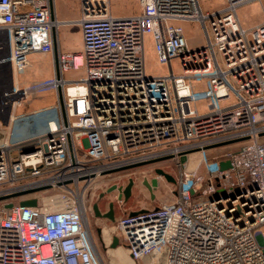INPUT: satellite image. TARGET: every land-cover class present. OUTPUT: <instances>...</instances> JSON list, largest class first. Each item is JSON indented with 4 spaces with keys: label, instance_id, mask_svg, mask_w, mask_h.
<instances>
[{
    "label": "built area",
    "instance_id": "2783aa9c",
    "mask_svg": "<svg viewBox=\"0 0 264 264\" xmlns=\"http://www.w3.org/2000/svg\"><path fill=\"white\" fill-rule=\"evenodd\" d=\"M205 1L138 0L139 13L115 16L110 0H80L82 51L63 53L54 0H0V196L172 157L174 198L116 221L131 257L264 264V0H225L211 12ZM253 2L263 19L245 28L238 10ZM184 21L203 25V46L189 44ZM148 35L166 75L147 74ZM37 53L53 57L54 75L22 86ZM81 69L80 79L65 76ZM47 90L53 105L19 113ZM6 203L0 264H104L83 200L63 210Z\"/></svg>",
    "mask_w": 264,
    "mask_h": 264
},
{
    "label": "rangeland",
    "instance_id": "374dc122",
    "mask_svg": "<svg viewBox=\"0 0 264 264\" xmlns=\"http://www.w3.org/2000/svg\"><path fill=\"white\" fill-rule=\"evenodd\" d=\"M112 5V13L115 16H128L137 14L140 12V6L138 0H110ZM225 5V0H208L201 3L203 10L206 12H211L214 10H219ZM238 14L243 27L252 28L254 25L262 22L263 16L261 11L260 3L253 2L243 5L239 8ZM184 30L185 37L187 38L189 44L192 47L198 48L203 46L206 41V33L203 25L196 22L184 21L179 23ZM207 28L211 36H213V30L211 23H207ZM81 28H60L59 33V44L63 53H77L82 51V41H81ZM145 59H146V71L150 76H162L166 75L168 67L160 64L153 37L148 35L145 38ZM32 63L31 72L35 73L34 77L36 79L34 83H42L43 81L52 78L53 73V57L50 54H33L30 56ZM175 72L179 73L180 69L177 67V63L174 62ZM49 76V77H48ZM67 78L80 79L85 76V71L83 69L79 71H71L66 73ZM48 79H45L47 78ZM56 99V95L53 91L47 90L42 94L35 97H31L27 100L23 106L19 109V113L27 112L31 108H44L48 107L52 99ZM40 118L44 119L45 116ZM45 120V119H44ZM30 132H34V129H30ZM28 133V130L26 131ZM236 149V148H234ZM201 157V154H198ZM195 162L197 160H194ZM195 162L189 163L190 167H195ZM161 168L164 169L168 174L174 176L176 179L179 177L177 173V168L172 162H166L161 164ZM158 178L159 188L154 192L155 199L151 197L148 189L144 185L145 180H152ZM133 179L135 181L132 190V199L130 202L134 203V206L152 208L160 205L162 202H166L174 198V192L177 191V184L167 181L164 177L158 176L157 173H113L108 175L98 174L96 177L92 178L88 182L85 179L79 181L78 183H64L50 185L49 189L30 194L28 196L15 199L13 202L17 203L22 199L36 198L40 206L48 210H63L72 209L77 206L79 202V197L83 200L88 209H92L95 203H99V197L101 193H107V191L114 185L117 187H126L129 180ZM118 191H113L109 194L112 202L117 206L118 202L115 196ZM135 198V200H134ZM116 200V201H114ZM104 202V201H103ZM129 202V203H130ZM2 205L4 201L0 202ZM137 209V208H136ZM123 216V215H122ZM121 216V217H122ZM90 225L93 233L97 227L101 228L103 231L101 234V239H96V244L98 250L101 254V258L104 264H149V260H134L127 250V247L120 244L116 248H112L114 235V229L116 221L102 220L96 223L95 216L90 219Z\"/></svg>",
    "mask_w": 264,
    "mask_h": 264
},
{
    "label": "water",
    "instance_id": "95a60500",
    "mask_svg": "<svg viewBox=\"0 0 264 264\" xmlns=\"http://www.w3.org/2000/svg\"><path fill=\"white\" fill-rule=\"evenodd\" d=\"M243 140H247V139L228 141V142L218 144V145H215V146L209 147V148H219L221 146L234 144V143H237V142L243 141ZM171 158L172 157H165V158L150 160V161H146V162H139V163H133V164L123 165V166H119V167H114L111 169H106V170L101 171L100 175H108V174H113V173L127 172V171H130L133 169H137V168H141V167H145V166H149V165H155V164H158V163H161L164 161H168ZM186 161H187V155H184L182 157V162H186ZM221 167L223 170H225V169L230 167V163L224 162V163H222ZM155 173H157L158 176L164 177L165 179H167V181H169L171 183H176L173 176L168 174L162 168L155 169ZM89 177L90 178L96 177V173H92ZM89 177H85L84 179L89 178ZM68 182H70V181H67L66 183H68ZM134 184H135V181L133 179H130L129 183L126 187H117L116 185H114L107 191V193H111V192L117 190L119 193L118 201L126 202L132 197V190H133ZM144 185L149 190V192L152 194L151 196L153 198L154 197V191H156L159 188L158 178H154L150 181L145 180ZM50 187H51L50 185H45V186H40V187L27 189V190H23V191L8 193V194L0 196V202H2V201L7 202L5 204V207L6 208H12L14 205L13 201L15 199L22 198V197L28 196L30 194L49 189ZM105 195H106L105 193H102L100 195V198H103ZM20 205L25 206V207H37L38 206V200L36 198L22 199V200H20ZM93 208H94L95 215L97 217L109 219L111 221H115V204H114V202L110 203L109 211L107 213L101 212L98 203H95ZM99 232L101 233V230ZM118 241H119V239L117 237H114L113 243L111 245L112 248H115L117 246Z\"/></svg>",
    "mask_w": 264,
    "mask_h": 264
},
{
    "label": "crops",
    "instance_id": "0c3cea01",
    "mask_svg": "<svg viewBox=\"0 0 264 264\" xmlns=\"http://www.w3.org/2000/svg\"><path fill=\"white\" fill-rule=\"evenodd\" d=\"M54 6H55L56 18L61 23V25H60V27L58 29V44H59L60 28L79 27L78 22H79V20L81 18V6H80V0H54ZM81 41H82V35H81ZM59 46H60V44H59ZM51 61H53V60H51ZM33 75H35V73L31 72V68L28 69L27 71H25L24 73H22L19 76V81L22 84V86H28V85L33 84L35 81H37L36 79L38 78V76L36 78ZM53 75L54 74L52 73V77H53ZM48 77L45 78V79H48ZM55 102H56V99L55 100L52 99V101L49 104H47V106L48 105H53ZM35 109H37V108H31L29 111L35 110ZM198 154L199 153H195V154H192V155L188 156V161H189L190 164L195 162L194 160H197L195 162V166H196V164L200 161V158H201L200 155H198ZM163 163H166V162H161V163H158V164H155V165H149V166H145V167H141V168H137V169H133V170H130V171H127V172H121V173H138V172L154 173L155 169L161 168V164H163ZM192 166H193V164H192ZM105 194H106L105 198L103 199L104 202L102 201L100 203V209H101L102 213H106L109 210V205L113 201V200L109 199L110 198V196H109L110 193H105ZM118 195H119V193L115 196V199L117 201H118ZM153 198L155 199V195H154ZM116 200H114V201H116ZM130 200L128 201L126 206L124 205L123 202H120V203L118 202V205L116 206V209H115V221L118 220L119 218H121V216L124 214V211H139V210L145 208V207L138 208V206L137 207L136 206L133 207L134 203L130 202ZM134 200H135V198H134ZM132 201H133V199H132ZM93 216H94V213H93ZM95 220H96V223H98V221L109 220V219L95 217ZM100 230H101V228L97 227L96 230H95V233H93V231H92V235H93V238H94L95 242H96L97 238L101 239V234H103L102 233L103 231H101V233H100L99 232ZM120 244H122V245H124L126 247V245H125V243H124V241L122 239H119L118 244H117L116 247H118Z\"/></svg>",
    "mask_w": 264,
    "mask_h": 264
},
{
    "label": "flooded vegetation",
    "instance_id": "af4514ba",
    "mask_svg": "<svg viewBox=\"0 0 264 264\" xmlns=\"http://www.w3.org/2000/svg\"><path fill=\"white\" fill-rule=\"evenodd\" d=\"M173 178L175 179V182H176L175 184H177V179H176L174 176H173ZM104 198H105V196H104L103 198H100V197H99V199H100V200H99V203H98V204H99V208H100V203L103 201ZM131 198H132V197H131ZM131 198H130V199H131ZM130 199H129V200H130ZM129 200H128V201H129ZM128 201H126V202H123V201H117V202H119V203H120V202H123L124 205L126 206L127 203H128ZM92 209H93L94 216L97 217V216L95 215L94 208H92ZM115 209H116V205H115ZM100 210H101V209H100ZM108 211H109V210H108ZM108 211H107V212H108ZM101 212H102V211H101ZM107 212H106V213H107ZM97 218H99V217H97Z\"/></svg>",
    "mask_w": 264,
    "mask_h": 264
},
{
    "label": "bare ground",
    "instance_id": "6f19581e",
    "mask_svg": "<svg viewBox=\"0 0 264 264\" xmlns=\"http://www.w3.org/2000/svg\"><path fill=\"white\" fill-rule=\"evenodd\" d=\"M71 91L73 92V91H74V88H71ZM53 127H55V125H53ZM76 176H77V175H74V178H77ZM75 180H76V179H75ZM78 199H79V202H78V203H80V202L82 201V199H81L80 197H79Z\"/></svg>",
    "mask_w": 264,
    "mask_h": 264
},
{
    "label": "trees",
    "instance_id": "16d2710c",
    "mask_svg": "<svg viewBox=\"0 0 264 264\" xmlns=\"http://www.w3.org/2000/svg\"><path fill=\"white\" fill-rule=\"evenodd\" d=\"M1 204V203H0Z\"/></svg>",
    "mask_w": 264,
    "mask_h": 264
}]
</instances>
